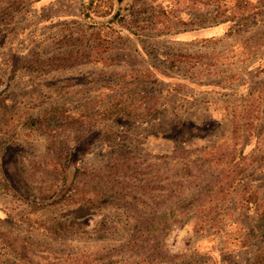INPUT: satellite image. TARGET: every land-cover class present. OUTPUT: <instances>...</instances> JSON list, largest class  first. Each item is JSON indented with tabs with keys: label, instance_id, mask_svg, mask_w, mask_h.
<instances>
[{
	"label": "rangeland",
	"instance_id": "obj_1",
	"mask_svg": "<svg viewBox=\"0 0 264 264\" xmlns=\"http://www.w3.org/2000/svg\"><path fill=\"white\" fill-rule=\"evenodd\" d=\"M90 1L0 0V219L13 231L36 238L42 263L114 247L132 225L111 204L112 196L106 199L109 205L92 215L65 217L75 230L59 234L48 228L47 218L60 217L67 208L28 209L36 194L21 175V162L46 149V136L30 124L32 118L54 105L77 111L88 99L113 98L129 107L154 94L158 106L150 115L102 120L83 139L71 142L67 160L52 151L45 163L57 169L84 167L128 148L169 159L175 170L177 147L190 149L225 137L232 109L264 79V0H250L254 7L244 13L242 0H113L106 16L98 14L105 3L88 7ZM98 23L114 28L111 64L89 62L49 72L26 67L83 48ZM178 52L204 56L181 61ZM262 111L264 127V101ZM256 141L245 137L242 146L251 151ZM238 189L264 197V168L251 167ZM234 200L230 197L202 231L193 229L191 214H181V222L159 241L163 257L154 264H256L255 254L264 246V218ZM101 223L107 227L103 236L94 232ZM101 254L99 264L124 263L125 257ZM0 264L27 263L0 240Z\"/></svg>",
	"mask_w": 264,
	"mask_h": 264
},
{
	"label": "trees",
	"instance_id": "obj_2",
	"mask_svg": "<svg viewBox=\"0 0 264 264\" xmlns=\"http://www.w3.org/2000/svg\"><path fill=\"white\" fill-rule=\"evenodd\" d=\"M100 1L105 4L98 14L106 16L111 12L113 0ZM100 1L91 0L88 7L95 4L97 8L101 6ZM241 2L243 13L254 7L250 0ZM105 7L109 9L106 11ZM113 31L109 23H98L89 32L83 48L41 58L36 68L29 64L26 67L49 72L89 62L109 65L112 63L108 53ZM203 56L202 53L178 52L181 61L199 60ZM158 100L154 94H147L133 106L124 107L113 98L107 102L103 99L95 102L96 99L91 98L77 111L54 105L32 118L30 124L46 136V149L28 155V161L21 162V175L36 194V199L28 202V209L38 212L47 205L67 208L60 217L47 218L51 221L48 228L59 234L65 229L75 230V225L65 217L92 215L109 205L106 199L112 196L111 204L123 210L132 230L114 247L86 249L64 259H49L42 263L37 257L36 238L29 233L13 231L0 219V240L18 259L27 264H99L101 253H109L125 257L123 264H154L163 257L159 241L175 223L181 222V214H191L193 229L202 231L213 221L215 213L220 214L230 197H234L236 205L244 209L254 207L264 218V197H259L256 190L238 189L242 176L251 167L264 168V127L261 124L264 79L232 109L231 124L225 137L190 149L177 147L179 166L175 170H171L169 159H154L128 148L112 151L106 161L94 165L61 169L46 165V156L52 151L63 154L67 160L71 142L83 139L100 121L119 116L145 117L157 108ZM245 137L257 139L256 147L251 151L242 146ZM176 154L175 151L170 159L175 160ZM106 231L103 223L94 229L100 236ZM247 243L244 241L242 246ZM254 262L264 263V246L256 252Z\"/></svg>",
	"mask_w": 264,
	"mask_h": 264
}]
</instances>
